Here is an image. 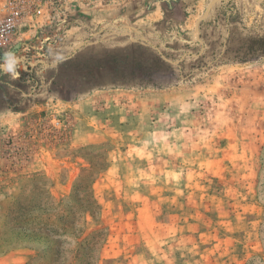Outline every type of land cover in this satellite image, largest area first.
<instances>
[{"label":"rangeland","instance_id":"rangeland-1","mask_svg":"<svg viewBox=\"0 0 264 264\" xmlns=\"http://www.w3.org/2000/svg\"><path fill=\"white\" fill-rule=\"evenodd\" d=\"M51 9L0 52V264H264V0Z\"/></svg>","mask_w":264,"mask_h":264},{"label":"built area","instance_id":"built-area-1","mask_svg":"<svg viewBox=\"0 0 264 264\" xmlns=\"http://www.w3.org/2000/svg\"><path fill=\"white\" fill-rule=\"evenodd\" d=\"M54 0H0V52L24 24L34 26L51 16Z\"/></svg>","mask_w":264,"mask_h":264},{"label":"trees","instance_id":"trees-1","mask_svg":"<svg viewBox=\"0 0 264 264\" xmlns=\"http://www.w3.org/2000/svg\"><path fill=\"white\" fill-rule=\"evenodd\" d=\"M258 44L260 45L259 47H249L246 51H244L241 55H243V56H234V58L233 59H235L234 61H237V62H243V61H246V59H247V55H255V54H259V55H264V40H262V41H258ZM261 46H263V48H260ZM146 65H148V64H146ZM139 66V65H138ZM155 67H157V65H148V70H150V69H154ZM148 73V75H151V74H149V72H147ZM144 81H146V82H148V81H151L150 80V78H147L146 80H144ZM92 202H93V199H92ZM82 242V240L80 241V242H78V243H81ZM75 262H76V260H75Z\"/></svg>","mask_w":264,"mask_h":264},{"label":"crops","instance_id":"crops-1","mask_svg":"<svg viewBox=\"0 0 264 264\" xmlns=\"http://www.w3.org/2000/svg\"><path fill=\"white\" fill-rule=\"evenodd\" d=\"M164 197V196H163ZM164 199V198H163Z\"/></svg>","mask_w":264,"mask_h":264}]
</instances>
